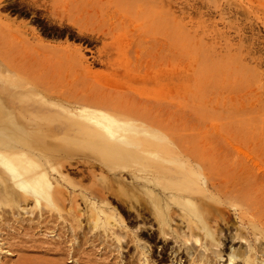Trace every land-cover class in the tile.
Segmentation results:
<instances>
[{"label":"rangeland","instance_id":"374dc122","mask_svg":"<svg viewBox=\"0 0 264 264\" xmlns=\"http://www.w3.org/2000/svg\"><path fill=\"white\" fill-rule=\"evenodd\" d=\"M3 102L0 150L33 153L12 158L53 185L38 203L19 190L26 214L0 187V264H227L230 248L232 264L264 263V0H0ZM39 106L106 131L91 145L73 130L46 145L33 134L42 140ZM111 141L168 150L162 165L173 171L188 165L205 183L198 198L217 246L182 237L175 206L160 233L134 189L138 162H106Z\"/></svg>","mask_w":264,"mask_h":264},{"label":"bare ground","instance_id":"6f19581e","mask_svg":"<svg viewBox=\"0 0 264 264\" xmlns=\"http://www.w3.org/2000/svg\"><path fill=\"white\" fill-rule=\"evenodd\" d=\"M11 101L12 103H16L19 107L23 105L22 101L17 100V97L13 98V100ZM8 103L9 102L0 103V110L4 113L3 115L6 118H8L7 114H9L10 112L8 110ZM43 108L39 106L37 109L36 108L33 109L34 111L33 113H37L36 118H40V117L43 118L40 119L42 121L39 120L33 121L34 122L33 129L40 130L42 140H40L39 136H37L35 133L33 134L39 142L41 143L44 142L46 145H51V143L57 142L56 138H59L64 143L69 142L67 140L68 138H66V135H68V133L71 132L72 130H73L72 132H76L79 135L77 137L78 140H76L77 143L80 146L87 145L90 144L89 143L90 141H88V139H90L88 137L90 136V134H101L106 131L105 129L106 125L99 123L96 118H95L96 120L93 118L85 119L84 123L82 122V120H80V118L77 120L73 119L74 120L73 122L69 120L68 117L69 114L66 115L63 110H61L60 112L58 111L54 112L52 110L50 112H46ZM93 123L95 124V126L92 125ZM23 128H24L23 125H18L17 127V129H19L21 132L24 131ZM74 129L76 131H74ZM107 131L108 132L111 131L110 127H108ZM86 132H87V136H86ZM83 135H85L84 137L87 138V140L82 138ZM61 141L51 147L54 146L57 148H59V146L63 147V143H61ZM25 143L22 144V142H20L19 144L24 145ZM91 143L94 144V142ZM106 144H105L106 149H108L109 151L108 157L110 158L107 159L106 162H110L109 160L113 161L116 158L119 159L134 158V161L138 162L137 170L142 174L140 176L137 175V180L143 182V184H141L140 187L134 186V189L136 193L141 191V193H143L145 196L148 197L149 203L153 206V210H152L153 215L157 221V225L160 233L166 232V234H168V232L172 230L173 227L171 223L175 222V220L171 216V212H172V206H175L180 209L179 210L180 214H178L177 216L178 224L184 226L183 231L180 232V235H182V237L188 238L194 236L197 239L196 240L197 242L199 241L201 242V244L204 242L203 245L208 244L211 247L217 246L218 241L216 239V235L214 234V230L212 229V227H210V225L206 223V220L203 217V211L200 203L201 199L200 197L198 198V196H200L198 192L201 190V188L205 186V183L204 182L202 183L199 179H197V177L196 178L189 177L191 176L190 173L191 169L188 165L184 164L185 167L188 169V170L185 169V172L181 168L177 171H173L172 169L170 170V168H168L167 166H163L162 162H165V160L161 156V153H163V155L164 154L168 155L169 154L168 152H170L168 150H166L165 152L162 151L155 152L154 150L148 151L141 148L134 149L129 145H125V146L120 144L114 145L113 141H111V143L106 142ZM21 149H18V147H16L15 145V146H7L5 147L4 150L2 151L0 150V187H3L5 189L6 188L11 189V194L13 195V197H11V207L13 206L14 209L17 211V213H19V211H22L24 214H26L28 205L21 206L17 201V196H18L17 193H20L19 190L22 191L21 192L22 195L21 194L19 195H21L24 198V201H27L29 200V198L32 197L35 200V202L38 203L40 198L45 200L48 199L49 197L48 195L53 185V182L50 180L49 172L46 171L38 172L37 166L35 164H30L29 167L26 168L23 165L17 164L18 162H15L13 160L12 156H15V158L21 157L24 158V160H28V161L33 159L34 157L33 153L29 152V156H28V154ZM30 150L34 151V149H30ZM162 167H163V172L169 175L167 179L162 177V175H160L159 173L160 168ZM23 183L26 185H23ZM131 198L134 199L135 205L138 204V201L146 202L145 198H140V196L135 193L132 194ZM170 201H172V204L170 203ZM2 203L7 205L6 201L3 198L2 199L0 198V205ZM176 215L177 214H175L174 216ZM89 217L90 220H93L91 219V215ZM14 219L16 220V217ZM93 223L96 224L95 221H93ZM199 233H202V235H200ZM144 247L146 250L147 249L146 246ZM1 252L2 250L0 249V253ZM191 253H189L190 256L192 255ZM217 257L219 260H222L223 256L219 257L218 255ZM238 258L239 257L236 255L235 250L230 248V253L227 254V257L225 258V262L227 264H232Z\"/></svg>","mask_w":264,"mask_h":264}]
</instances>
